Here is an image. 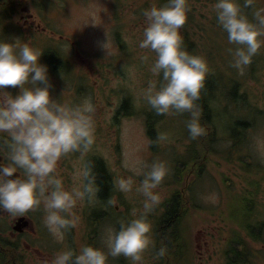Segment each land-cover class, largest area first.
<instances>
[{
	"label": "rangeland",
	"instance_id": "rangeland-1",
	"mask_svg": "<svg viewBox=\"0 0 264 264\" xmlns=\"http://www.w3.org/2000/svg\"><path fill=\"white\" fill-rule=\"evenodd\" d=\"M215 2L216 0H187V22L183 25L181 33L186 32V35H189L199 46L196 51L199 55H203L210 71L215 74L224 73L229 80L236 77L242 84L240 88L246 91L248 97L250 96L252 102L258 106L253 107L264 110V45L252 57L251 63L244 66L242 72L235 68L233 51L238 45L229 42L227 32L218 23ZM238 3L241 12L249 21L257 23L255 15L250 14L249 7L245 5V0H238ZM46 4L53 9L47 12V15L39 16L38 19L44 21L48 28L50 26L54 35L50 31L46 33L41 31L42 37L36 36L35 39L36 33L27 31V28L22 26L18 27L19 31L16 34L7 32L0 35V40L17 44L31 42L29 43L31 46L35 43L58 46V50L69 63V68L71 67L70 72L73 74L74 71L75 75H70L71 78L66 76L67 80H63L64 83L53 82V87L50 89L52 98L69 105L80 103L85 97L90 98L94 105L93 118L97 122L102 121L100 133L95 126V143L90 151L102 152L108 161L111 173L114 171V178L133 177L134 185L131 192L122 193L113 187L115 203H112L111 207H105V211L110 215L113 210L116 219L114 216L109 219L108 216L103 215V208L98 210L93 200L87 199V202L85 199L78 200L77 205L72 209L73 218L76 220L73 227L74 236L67 240L63 249L74 250L72 243L81 244L88 241V245L100 246L107 251V230L109 228L119 230L121 222L126 223L145 212L143 208L145 197L142 192L136 190L144 178L143 174H138L140 166L125 167V163L132 164L137 158L149 166L155 161H163L166 165L167 163L173 165L175 162L173 152H167V159L165 152L158 154L163 149L161 144L158 146L161 151L152 153L146 131L145 113L148 111V103L142 94L150 79H160L150 71L156 53L151 49L139 47L146 26L144 10L153 5L161 7L162 2L161 0H50ZM115 13H118L115 19L117 29L113 22ZM60 36L62 40L59 39ZM259 39L264 41V35ZM101 42H107L106 49L101 46ZM145 56L148 57L147 60L143 59ZM86 74L88 79L84 78ZM7 87L12 94H16L19 90L18 86ZM72 89L84 93L85 96L80 97L81 94H76L75 100L71 95H66L64 100L54 96L55 90L67 93ZM125 97L129 99L132 110L131 115L127 116L117 114L116 103L118 101L120 104V98ZM215 105L212 103V106L221 113L223 108L219 104ZM173 112L172 110L167 114V118L160 124V133H167L168 137L159 140V143L166 146L167 150L175 149L183 152L190 143L185 141V138L190 135L187 124L192 116L191 112L187 111L177 112L176 116L172 117ZM231 115L236 116L233 111ZM220 116L222 117L221 114ZM232 116L225 120L220 119L218 123L220 125L224 122L229 123ZM237 116L239 117L237 120L244 117L243 114ZM245 116L256 125V128L251 130V134L246 136L245 146L254 152L255 157L250 165L238 161V157L234 156L235 160L232 159L228 151L211 154L205 146L207 141H201L200 149L204 147V151L198 158L197 169L184 165L174 174L177 167L167 166L166 176L153 189L159 194L160 201L147 213V219L151 224L149 233L151 244L143 252L140 264H224L225 251L230 242L228 239L231 237L236 241H246V246L251 250L262 252L261 243H255L248 238L244 219H247L246 215L252 209L250 208L252 203L256 208L252 210L258 213L251 219V223L255 224L253 226L257 229L259 226L264 228V116L262 117L261 113L255 116V119L253 114L248 113ZM173 121L176 123L175 127ZM219 129L221 130V127ZM231 143L233 141L227 142L229 146ZM196 147H199L198 142ZM225 149L220 148L221 151ZM201 166H205L207 170L212 169L213 172L212 175H208V180L201 178L196 186L199 190L198 198L204 207L203 210H198L192 203L189 187L197 177ZM142 170L147 172L149 168L143 167ZM176 175V181L173 182ZM186 183L188 186H185ZM68 189L70 190L71 187ZM184 189L186 194L182 192ZM174 193L184 196L182 211H186L179 233L187 238L188 243H185L184 250L179 246V250L187 254L185 259L181 258L182 254L177 250L168 258L160 255V251L154 250V247L166 242L167 233L173 230V226L168 229L162 228L163 222L160 225L159 222L165 213L162 205L171 199ZM239 200L244 201L246 207L242 206ZM85 211L90 214L97 212L102 214L98 217L100 218L98 226H95L92 220H88L86 224ZM261 236L264 240V232ZM58 240L63 241V239ZM59 244L62 245L56 243ZM188 251L191 254L189 259ZM74 252L78 253L75 250ZM108 264H134V262L123 256H109ZM256 264H264V253H258Z\"/></svg>",
	"mask_w": 264,
	"mask_h": 264
},
{
	"label": "clouds",
	"instance_id": "clouds-1",
	"mask_svg": "<svg viewBox=\"0 0 264 264\" xmlns=\"http://www.w3.org/2000/svg\"><path fill=\"white\" fill-rule=\"evenodd\" d=\"M253 0H245L250 6ZM187 0H167L162 7L155 5L144 10L146 26L140 48L151 49L156 58L150 71L160 79H150L142 90L143 98L157 114L191 112L187 124L193 139L203 133L199 113L193 111L200 98L209 73L207 61L182 47L180 28L187 20ZM218 23L228 34L230 43L238 45L233 51V66L243 71L252 57L264 45V8L254 13L258 23L249 21L241 12L238 0H216L214 4ZM107 42H101L106 49ZM43 51L31 46L0 40V135L6 155L0 161V210L12 215L24 214L41 204L43 223L54 237L62 240L65 230L74 227L72 209L78 200L97 197L99 187L93 163L86 161L74 172L79 186L66 189L63 177L57 173L58 162L70 153L86 156L95 143L94 105L85 97L80 103L66 104L53 99V87L48 66L40 62ZM147 60L148 57L143 58ZM18 86L13 95L6 86ZM159 133L157 140L167 139ZM140 166L138 174L144 178L136 190L142 192L144 214L121 222L119 230H107V251L93 245H84L76 253L71 248L57 252L51 264H108V258L123 256L140 264L143 252L151 244V224L147 213L159 203L155 189L167 174L163 161L150 166L137 158L125 167ZM143 167H148L143 172ZM14 173H19L15 178ZM114 187L128 193L133 190L132 176L114 178ZM110 204L115 203L111 198ZM62 213H67L63 215ZM164 249H160L163 255Z\"/></svg>",
	"mask_w": 264,
	"mask_h": 264
},
{
	"label": "flooded vegetation",
	"instance_id": "flooded-vegetation-1",
	"mask_svg": "<svg viewBox=\"0 0 264 264\" xmlns=\"http://www.w3.org/2000/svg\"><path fill=\"white\" fill-rule=\"evenodd\" d=\"M38 1L39 0H0V24L2 28L5 30L9 27L24 26L28 31H34V29H38L37 32L41 31L42 29H40V24L38 23V12L40 8ZM45 1L49 2L50 0ZM45 5L47 11L51 10L48 4ZM248 7L251 9L249 11L254 14L257 9L264 8V0H253V3ZM43 31H46V29H43ZM34 37H36V34ZM58 63L60 68H62V61L55 62V64ZM51 64L55 69V75L52 80L64 83L63 80H67L66 76H68V72L57 71L58 69L55 67V64L53 62H51ZM84 78L88 79V75L86 74ZM76 94H81L80 97L85 96L84 93L72 89L62 94L63 100L66 98V95H71L73 100H75ZM93 119L97 131L100 133V123L102 121L97 122L95 118ZM6 136L7 134L0 135V155H6L3 149ZM0 161H3V157H0ZM86 161H91L93 166L98 164L107 168L103 156L98 152H88L84 157L74 152L60 159L57 173L63 177L66 189L79 185L80 180L74 177V172ZM17 175H19V173H14L12 178H15ZM112 184L113 180L111 179L110 189H112ZM94 198L93 202L97 208H103L105 196L101 195L98 191L97 197ZM85 202H87V199H85ZM62 214L67 215V213ZM44 216L45 210L43 207V200L36 208L24 214H17L14 216L7 211L0 210V264H51L54 256L58 251L65 248L63 245L67 243L70 237L74 236V233L73 227L65 230L63 241H59L49 232L48 228L43 223ZM85 219V222H87L86 224H88L89 217L86 211ZM92 221L94 224L99 225L100 218L94 217ZM57 242L62 243V245H56ZM72 244L74 250L79 252L84 245H88V241L81 244Z\"/></svg>",
	"mask_w": 264,
	"mask_h": 264
},
{
	"label": "trees",
	"instance_id": "trees-1",
	"mask_svg": "<svg viewBox=\"0 0 264 264\" xmlns=\"http://www.w3.org/2000/svg\"><path fill=\"white\" fill-rule=\"evenodd\" d=\"M185 49H187L191 54L197 55L193 44L185 38ZM242 84L234 79L229 80L227 76L211 73L208 74L205 80V85L201 90L200 98L195 102V108L200 112L203 116L200 117V120L203 119L207 122H211L215 117V120L218 122L220 119L225 120V116L229 111L228 102L233 103L236 108L239 110L240 108H246L247 106L243 104V101L246 99V94L241 92ZM242 100V103L240 101ZM212 103L221 104L223 107V111L220 113L217 111V108L212 107ZM127 104H125L126 106ZM124 106V107H125ZM127 107V106H126ZM222 115V117L220 116ZM159 121H161L160 114H157L153 109L148 114L147 128L148 135L150 138L155 141L157 139L156 126H158ZM220 124V123H218ZM223 128L226 130L228 134L232 136H236L237 138H241L242 134L240 132L243 127H249V122L238 119L234 121L232 128L226 125L224 122L221 124ZM230 136V135H229ZM243 138V137H242ZM93 171L96 176V183L99 187V192L101 195L106 196L110 193V184H111V176L108 173L107 168H104L102 165H94ZM178 205L175 204L173 207H168L167 211L161 216L159 225L163 222L162 228H177L179 225V220H177L178 216ZM165 219V220H164ZM243 253L241 251H233L232 252V264L244 263L246 261L243 258ZM240 260V262L238 261ZM242 261V262H241ZM249 262V261H247Z\"/></svg>",
	"mask_w": 264,
	"mask_h": 264
}]
</instances>
